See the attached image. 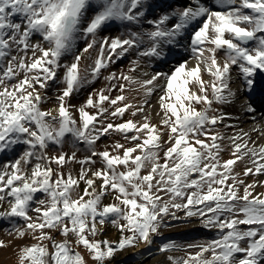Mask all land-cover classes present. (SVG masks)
Segmentation results:
<instances>
[{
  "label": "snow or ice",
  "instance_id": "6c2138e0",
  "mask_svg": "<svg viewBox=\"0 0 264 264\" xmlns=\"http://www.w3.org/2000/svg\"><path fill=\"white\" fill-rule=\"evenodd\" d=\"M180 50L191 56L168 72L144 70ZM262 74L264 0H0V154L15 153L0 164V223L34 241L15 245L17 264H87L81 246L111 264L193 220L214 237L161 242L167 264H264V122L246 131L223 110L244 93L241 111L254 114ZM101 77L105 87L71 103ZM104 137L120 139L100 147ZM106 224L117 241L97 239Z\"/></svg>",
  "mask_w": 264,
  "mask_h": 264
},
{
  "label": "rangeland",
  "instance_id": "374dc122",
  "mask_svg": "<svg viewBox=\"0 0 264 264\" xmlns=\"http://www.w3.org/2000/svg\"><path fill=\"white\" fill-rule=\"evenodd\" d=\"M156 2L158 4H160L159 0H156ZM161 6H164V5H161ZM112 34L117 35L118 33L113 31ZM83 47H84L83 41H79L76 45L77 51H79ZM87 55H88L87 53L84 54L85 57ZM92 55L94 56L95 53H92ZM220 55H223V53H220ZM133 58L134 57L129 56V57L125 58L124 60H122L121 62H118L117 64L112 65L109 68L108 72H105L104 75H108L109 72H117L118 73L122 69L126 70L128 65H129L130 60ZM71 59H72L71 55H68L65 57L66 61H71ZM89 63H91L90 60L82 58L81 67H84L85 65H87ZM167 63H168V67L175 64L174 62H171V61H167ZM157 71H163V70L158 69ZM163 72H165V71H163ZM203 79L208 80L209 77L206 74H203ZM257 80H264V78L258 76ZM106 84H107V82L104 81L103 77H101L100 79L96 80L94 83L87 85L83 89H81V91L79 93H77L72 98L71 103L74 105H79V104L83 103L84 100L86 99V97L88 96V94L93 89H100L102 87H105ZM56 87H57L56 85H53L52 87H50L48 89L47 95L49 97H54ZM125 94L128 95L129 100H131V102L134 104L139 103L141 100V96L135 91H130V92H127ZM112 95L115 96L116 92H113ZM151 99H152V97L150 98V100ZM52 106H53V102L49 101V102L45 103L42 107L47 109V108H50ZM227 108H229L227 105L223 106L224 111ZM153 116H154V119L152 122L156 123L157 121L155 118L154 111H153ZM125 118H128L127 113H126ZM114 139H120V138L119 137H113V138L104 137L98 142V145L100 147H102L105 144L112 143V141ZM121 142H123V141H121ZM80 147H81V149L83 148L82 145ZM53 150H55L54 147H53ZM63 150L65 152H70L71 151L70 145L66 144L64 146ZM77 155H78V157H82L84 155V153H83V151H81V152H78ZM14 157H15V153H7L6 152L4 154H0V164L4 163L7 160L14 159ZM225 158H227L226 153H225ZM98 166L99 165H97V167ZM68 167L72 168L74 170V172H78L80 166L78 164H70V165H68ZM239 170L240 169H237V171H239ZM81 187H83V185H81ZM258 191H262V190L258 189ZM111 201H112V198L107 197L106 199H104L103 203L108 204ZM172 223H174L176 226L164 228L162 230L163 231V237H157L156 243H154L151 246H147L144 243H140L138 246L130 247L127 251H120L112 257L111 264H118L121 261H128V260L135 261L137 259H143L140 264H167L166 254H161L158 251V245L161 242L167 241V240H174L179 244H185V243H190L193 241H203V240L211 239L215 235V233L213 231H206L205 229L200 227L195 220H193L191 223H187V222H183V221H173ZM4 226L5 225L3 223H0V240H4L5 242L11 241L12 246H10L8 248H0V264H17L18 249L15 247V245H17V244L22 245V244L34 242V241H19V240L13 241L12 237L6 235L5 232L3 231ZM56 235H57L58 240L63 239L58 234H56ZM118 238H119V232L111 224H106L103 234H101L97 237V239H100V240L108 239L110 241H117ZM77 250L81 251L82 254L85 256V259L87 260V264H93V261L87 255L86 250H84L82 248V246H81V248H78ZM169 254L174 255V256H182L183 255L182 252H173V253H169Z\"/></svg>",
  "mask_w": 264,
  "mask_h": 264
},
{
  "label": "bare ground",
  "instance_id": "6f19581e",
  "mask_svg": "<svg viewBox=\"0 0 264 264\" xmlns=\"http://www.w3.org/2000/svg\"><path fill=\"white\" fill-rule=\"evenodd\" d=\"M161 5H166L168 3H183V0H159ZM191 56V53H185L183 50H180L179 53L173 52L167 60L155 62V67H146L145 71L153 72L161 69L165 72L170 70L168 67L167 61L176 62L180 60L182 57L184 59H188ZM239 81L236 79L235 71H233V83L232 87L235 89L238 85ZM239 99L233 103L232 105H227L229 108L225 110V112L231 114L232 119L226 121L230 124L238 125V127L244 128L246 131L249 130L254 123L256 122H264V80H258V86L253 93L250 94L249 99L254 104L256 108V112L254 114H246L241 111L240 102L245 98L244 93H237ZM153 105L156 104V97L153 96L150 100ZM255 116V121L252 119V116ZM229 133H231L232 129H227ZM253 138L256 139V134L253 133ZM264 142V141H261ZM264 179V177H261ZM264 190V189H260ZM158 257V256H157ZM157 259V258H156Z\"/></svg>",
  "mask_w": 264,
  "mask_h": 264
},
{
  "label": "trees",
  "instance_id": "16d2710c",
  "mask_svg": "<svg viewBox=\"0 0 264 264\" xmlns=\"http://www.w3.org/2000/svg\"><path fill=\"white\" fill-rule=\"evenodd\" d=\"M143 259H137L135 261L128 260V261H121L118 264H140Z\"/></svg>",
  "mask_w": 264,
  "mask_h": 264
},
{
  "label": "water",
  "instance_id": "95a60500",
  "mask_svg": "<svg viewBox=\"0 0 264 264\" xmlns=\"http://www.w3.org/2000/svg\"><path fill=\"white\" fill-rule=\"evenodd\" d=\"M260 77H262V78H264V74H262V75H259Z\"/></svg>",
  "mask_w": 264,
  "mask_h": 264
}]
</instances>
